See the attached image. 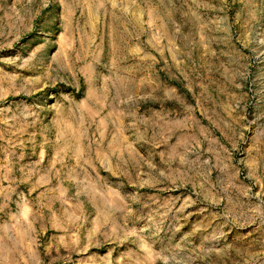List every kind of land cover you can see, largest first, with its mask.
Instances as JSON below:
<instances>
[{"label":"rangeland","instance_id":"1","mask_svg":"<svg viewBox=\"0 0 264 264\" xmlns=\"http://www.w3.org/2000/svg\"><path fill=\"white\" fill-rule=\"evenodd\" d=\"M0 264H264V0H0Z\"/></svg>","mask_w":264,"mask_h":264}]
</instances>
